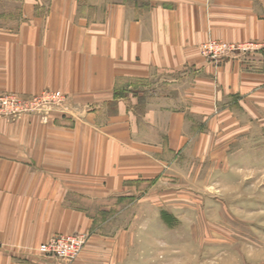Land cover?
I'll return each mask as SVG.
<instances>
[{
	"label": "crops",
	"instance_id": "1",
	"mask_svg": "<svg viewBox=\"0 0 264 264\" xmlns=\"http://www.w3.org/2000/svg\"><path fill=\"white\" fill-rule=\"evenodd\" d=\"M211 38L264 43V0H0V94H64L0 117V264H122L123 210L205 154L259 161L264 55L215 67ZM64 234L76 260L38 252Z\"/></svg>",
	"mask_w": 264,
	"mask_h": 264
},
{
	"label": "rangeland",
	"instance_id": "2",
	"mask_svg": "<svg viewBox=\"0 0 264 264\" xmlns=\"http://www.w3.org/2000/svg\"><path fill=\"white\" fill-rule=\"evenodd\" d=\"M261 157L243 154L217 172L205 154L187 164L182 184L169 181L152 202L123 207L108 230L122 228V264H264Z\"/></svg>",
	"mask_w": 264,
	"mask_h": 264
},
{
	"label": "built area",
	"instance_id": "3",
	"mask_svg": "<svg viewBox=\"0 0 264 264\" xmlns=\"http://www.w3.org/2000/svg\"><path fill=\"white\" fill-rule=\"evenodd\" d=\"M200 50L208 62L219 67L226 57L233 54L264 55V43L257 41L231 43L211 38L201 45ZM63 99L64 94L60 90H46L30 97L16 93L0 94V117L14 118L37 113L45 107L62 103ZM87 240L85 234L57 235L41 243L38 252L42 255L74 261L81 255Z\"/></svg>",
	"mask_w": 264,
	"mask_h": 264
}]
</instances>
